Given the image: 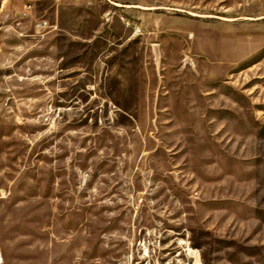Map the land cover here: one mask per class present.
<instances>
[{"label":"rangeland","instance_id":"obj_1","mask_svg":"<svg viewBox=\"0 0 264 264\" xmlns=\"http://www.w3.org/2000/svg\"><path fill=\"white\" fill-rule=\"evenodd\" d=\"M0 0V264H264V0Z\"/></svg>","mask_w":264,"mask_h":264},{"label":"built area","instance_id":"obj_2","mask_svg":"<svg viewBox=\"0 0 264 264\" xmlns=\"http://www.w3.org/2000/svg\"><path fill=\"white\" fill-rule=\"evenodd\" d=\"M33 2H34V0H27L26 5H25V8L27 10L31 9L32 6H33Z\"/></svg>","mask_w":264,"mask_h":264},{"label":"crops","instance_id":"obj_3","mask_svg":"<svg viewBox=\"0 0 264 264\" xmlns=\"http://www.w3.org/2000/svg\"><path fill=\"white\" fill-rule=\"evenodd\" d=\"M27 1V0H26ZM34 2H35V0H34ZM34 2H33V5H34ZM33 7V6H32Z\"/></svg>","mask_w":264,"mask_h":264}]
</instances>
